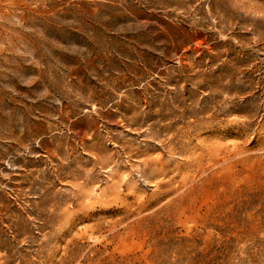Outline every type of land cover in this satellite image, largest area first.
I'll list each match as a JSON object with an SVG mask.
<instances>
[{
	"label": "rangeland",
	"instance_id": "obj_1",
	"mask_svg": "<svg viewBox=\"0 0 264 264\" xmlns=\"http://www.w3.org/2000/svg\"><path fill=\"white\" fill-rule=\"evenodd\" d=\"M264 264V0H0V264Z\"/></svg>",
	"mask_w": 264,
	"mask_h": 264
},
{
	"label": "trees",
	"instance_id": "obj_2",
	"mask_svg": "<svg viewBox=\"0 0 264 264\" xmlns=\"http://www.w3.org/2000/svg\"><path fill=\"white\" fill-rule=\"evenodd\" d=\"M230 246L226 244L215 245L210 249V264H227L225 259L228 256Z\"/></svg>",
	"mask_w": 264,
	"mask_h": 264
}]
</instances>
